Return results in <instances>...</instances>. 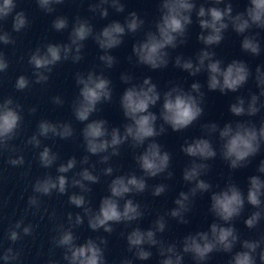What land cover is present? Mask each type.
<instances>
[{
  "label": "clouds",
  "instance_id": "9594fccd",
  "mask_svg": "<svg viewBox=\"0 0 264 264\" xmlns=\"http://www.w3.org/2000/svg\"><path fill=\"white\" fill-rule=\"evenodd\" d=\"M38 7L45 13L55 11L54 5L64 3V0H35ZM211 5L205 7L200 4L197 7L196 0H160L158 11L159 19L155 22V31H147L145 38L132 47V53L136 62L147 66L151 70L166 68L169 64L168 49H176L187 41L189 26L193 23L192 14L195 12L196 21L200 28L197 40L204 47L197 53L195 62L192 58L185 59L177 55L174 66L187 72L190 76L200 73L207 74L206 85L210 92L218 91L221 95L236 93L253 76L249 65L242 60L233 59L226 65L221 59L216 58V53L211 49L218 46L224 40V33L231 28L237 35L242 36L241 49L252 56L261 54V45L257 38L258 33L251 34L253 29L264 30V0H248L243 11L234 13L230 0H207ZM18 0H0V44L13 45L16 43L11 33L4 30L3 22L9 17L12 19V31L22 32L29 26V19L23 10L17 11ZM223 4L224 7H220ZM109 5L116 12L122 13L125 5L121 0H97L89 7V11L98 13L101 18L109 15ZM145 21L136 11H131L125 17L123 23L113 20L100 31H94L93 25L87 19L76 18L69 33V43H48L43 48L37 47L29 56L28 63L33 67L34 82L46 83L53 67L61 61L71 59L78 63L82 59L83 42L92 38L102 50L99 60L107 68L113 67L116 58L110 54V50L119 47L123 43L126 34H135L140 30ZM69 27L68 18L57 16L52 21V28L58 32ZM131 60V57H129ZM9 68V62L3 51H0V73ZM254 81L259 89V95L250 93L247 100L237 96L235 102L229 105V112L235 117H254L262 108L264 102V66L257 65L254 73ZM76 85L79 88L78 96L73 101L72 110L75 119L84 124L81 135L85 150L93 156H100V162L107 164L111 156L120 155V146L129 143L133 149L142 148L143 152L134 159L143 173L137 176L134 172L127 175H116L108 184V193L100 199L98 208L90 206V201L83 193H89L92 189L89 184L99 183L100 177L87 167L75 173L71 180L65 175L77 166L75 156L56 167L58 175L51 174L43 178H37L32 185V190L38 195L28 198L30 207L39 208V196H51L55 191L60 195L68 192L69 186L79 188L80 193L73 192L68 196L69 204L83 210V215L68 213L69 227L60 224L56 228L57 235L52 238L54 247L63 249V260L66 264H107L105 247L107 239L98 236L95 239L89 237L83 243H77L78 237L73 229L84 223L87 217L88 227L98 232L112 234L115 224H131L143 218L144 212L141 205L131 198L134 194L143 193L148 185L147 178H154L168 171L171 156L155 138L166 133L167 125L173 132H181L197 121L204 112L202 104L205 93L201 90L199 82H193L189 90L175 85L162 95L151 77H145L140 84L132 83L133 77L127 73L120 76L122 82L130 86L125 88L120 96V107L127 121L121 127L108 126V121L103 118L90 119L100 109L98 105L112 100L111 81L102 73L89 71L86 75L76 74ZM31 81L25 75L17 77L15 89L23 91L29 88ZM57 105L63 104L59 97H53ZM259 102V106H258ZM160 103L158 114L151 109ZM22 105L14 102L11 97L0 100V154L5 151L16 152L17 149L10 142L17 138L23 117ZM35 108L29 112L34 113ZM161 121L157 127V122ZM211 136L218 133L221 142L219 154L228 163L231 170L247 167L251 158L255 157L264 145V119L259 127L252 120L228 122L220 127L216 123L202 126ZM74 135V129L70 123H52L41 120L37 125V132L28 140L27 144L34 148H40L41 137H59L68 139ZM147 142V143H146ZM146 145V146H145ZM109 150L110 153H109ZM181 151L193 158L190 166L183 170L182 178L192 184L188 192L181 191L174 200L176 207L166 215L176 219L181 224H187L185 214L190 211L191 200L197 193L211 192L209 211L215 220L209 225L207 231L189 233L180 242L178 250L176 243L165 244L157 239V233H163L166 229V221L163 216L157 218L152 227L143 230L133 228L126 236L128 251L140 260H149L152 252L148 249L157 248L161 257L159 264H183L184 255H191L195 264H206L210 255L214 252L231 254L228 264H257V256L260 264H264V236L257 240L241 239L238 231L233 226V221L240 217L245 204L256 209L244 224L248 229L257 227L264 220V179L260 175H252L248 178L247 193L241 190L235 183L229 182L224 189L212 192V185L201 177L207 174L209 165L204 163L217 156V150L207 138H194L190 142L185 140L181 145ZM58 154L51 148L44 146L38 153L40 166L51 168L58 160ZM201 161V162H197ZM89 156H84L79 163L88 164ZM12 166H22L25 161L22 155L9 158ZM93 168L95 165L92 166ZM113 167L103 169L105 176H111ZM257 172L264 174V159L258 165ZM172 173L168 172V178ZM167 185L153 186L152 195L159 197L165 193ZM121 201L123 204L121 205ZM21 234L30 236L33 234V225H25L23 219L12 225L7 234V239L13 244L21 239ZM237 244L239 251H233ZM147 246V247H145ZM5 264H14L20 259V252L8 247L0 254ZM49 264H57L50 260ZM120 264H133L131 259H123Z\"/></svg>",
  "mask_w": 264,
  "mask_h": 264
}]
</instances>
